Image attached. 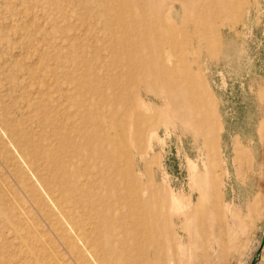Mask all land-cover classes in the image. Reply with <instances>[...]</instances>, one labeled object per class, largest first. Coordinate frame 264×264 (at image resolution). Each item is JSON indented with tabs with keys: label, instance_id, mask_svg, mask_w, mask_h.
Here are the masks:
<instances>
[{
	"label": "rangeland",
	"instance_id": "rangeland-1",
	"mask_svg": "<svg viewBox=\"0 0 264 264\" xmlns=\"http://www.w3.org/2000/svg\"><path fill=\"white\" fill-rule=\"evenodd\" d=\"M263 242L264 0H0V264H264Z\"/></svg>",
	"mask_w": 264,
	"mask_h": 264
},
{
	"label": "bare ground",
	"instance_id": "bare-ground-1",
	"mask_svg": "<svg viewBox=\"0 0 264 264\" xmlns=\"http://www.w3.org/2000/svg\"><path fill=\"white\" fill-rule=\"evenodd\" d=\"M160 53L162 54L163 50L160 51ZM149 76H150V74L147 75V77H149ZM164 82H166L167 85H170L171 80H166ZM167 93H168V96L174 100V112H175L176 116L182 120V123L185 126V129L188 131H194V133L197 136H199L198 134H200V130H198L196 127H197L198 123H200V125L203 126L201 124L203 118L199 116L198 109L194 108V107H189L188 111H187V116H183L182 110L184 107L186 108L188 106H187V104H185L183 107L179 106L178 103L180 101H177V99H180L179 96H181V93L179 91H171L170 88L167 90ZM154 95H156V94L154 93ZM158 228H157V230H158ZM142 240L145 241L144 238ZM125 264H148V262L144 261V260H140V261L138 260L135 263L126 262Z\"/></svg>",
	"mask_w": 264,
	"mask_h": 264
},
{
	"label": "water",
	"instance_id": "water-1",
	"mask_svg": "<svg viewBox=\"0 0 264 264\" xmlns=\"http://www.w3.org/2000/svg\"><path fill=\"white\" fill-rule=\"evenodd\" d=\"M264 244V242L262 243V245Z\"/></svg>",
	"mask_w": 264,
	"mask_h": 264
}]
</instances>
